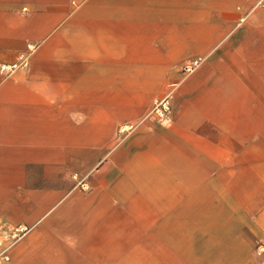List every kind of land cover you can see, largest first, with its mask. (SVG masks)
I'll return each mask as SVG.
<instances>
[{
    "label": "crops",
    "instance_id": "obj_1",
    "mask_svg": "<svg viewBox=\"0 0 264 264\" xmlns=\"http://www.w3.org/2000/svg\"><path fill=\"white\" fill-rule=\"evenodd\" d=\"M258 1L0 0L8 264H264Z\"/></svg>",
    "mask_w": 264,
    "mask_h": 264
},
{
    "label": "built area",
    "instance_id": "obj_2",
    "mask_svg": "<svg viewBox=\"0 0 264 264\" xmlns=\"http://www.w3.org/2000/svg\"><path fill=\"white\" fill-rule=\"evenodd\" d=\"M258 4L264 6V0H259ZM26 56L22 57V60L16 63L6 64L1 63V69L7 71V73H11L18 65H21L25 62ZM204 55L198 54L194 57L188 59L183 62L181 65V70L190 73L194 71L203 61ZM171 99H172V91H168L161 97L155 98L153 105L149 111V115H153L158 120H164L170 117L171 114ZM135 128V124L132 122L122 124L120 127V131L123 133H128L129 131ZM81 184L85 185L84 180L80 181ZM29 225L27 224H18L9 228V231L0 237V264H8L11 260L10 247L11 245L22 235H24L29 230ZM256 251L260 255H264V243H259L256 246Z\"/></svg>",
    "mask_w": 264,
    "mask_h": 264
},
{
    "label": "rangeland",
    "instance_id": "obj_3",
    "mask_svg": "<svg viewBox=\"0 0 264 264\" xmlns=\"http://www.w3.org/2000/svg\"><path fill=\"white\" fill-rule=\"evenodd\" d=\"M199 54H203V55H204V59H203L202 63L205 62V60L208 58V55H209L208 52H206V53H199ZM190 58H191V57H190ZM187 60H188V59H187ZM187 60H186V61H187ZM202 63H201V64H202ZM201 64H200V65H201ZM198 67H199V66H198ZM191 73H193V71L190 72L189 74H191ZM189 74L187 73L186 76L189 75ZM147 113H148V112H147ZM148 114H149V113H148ZM128 123H129V122H128ZM123 124H125V123H123ZM134 124H135V128H136L137 125H138L139 123H134ZM135 128H134V129H135ZM131 131H132V130H131ZM129 132H130V131H129ZM129 132H128V133H129Z\"/></svg>",
    "mask_w": 264,
    "mask_h": 264
}]
</instances>
